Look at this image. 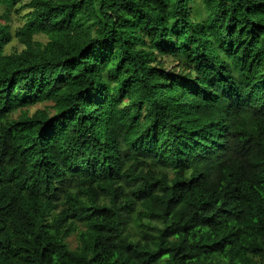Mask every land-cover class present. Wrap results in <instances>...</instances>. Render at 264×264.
Segmentation results:
<instances>
[{"label": "trees", "instance_id": "16d2710c", "mask_svg": "<svg viewBox=\"0 0 264 264\" xmlns=\"http://www.w3.org/2000/svg\"><path fill=\"white\" fill-rule=\"evenodd\" d=\"M0 264H264V0H0Z\"/></svg>", "mask_w": 264, "mask_h": 264}, {"label": "rangeland", "instance_id": "374dc122", "mask_svg": "<svg viewBox=\"0 0 264 264\" xmlns=\"http://www.w3.org/2000/svg\"><path fill=\"white\" fill-rule=\"evenodd\" d=\"M14 23L13 27L14 29L18 28L20 25H22L23 20L20 15H17L14 17ZM40 40L45 41L43 37H39ZM23 47L16 41V39L8 46L7 52H12V51H21ZM176 64V63H175ZM175 64H172L173 66ZM43 108V106L39 105L31 109V113H34L36 109Z\"/></svg>", "mask_w": 264, "mask_h": 264}]
</instances>
